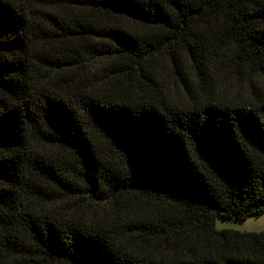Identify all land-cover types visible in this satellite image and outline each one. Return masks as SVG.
Instances as JSON below:
<instances>
[{
  "label": "trees",
  "instance_id": "16d2710c",
  "mask_svg": "<svg viewBox=\"0 0 264 264\" xmlns=\"http://www.w3.org/2000/svg\"><path fill=\"white\" fill-rule=\"evenodd\" d=\"M264 0H0V264H264Z\"/></svg>",
  "mask_w": 264,
  "mask_h": 264
},
{
  "label": "rangeland",
  "instance_id": "374dc122",
  "mask_svg": "<svg viewBox=\"0 0 264 264\" xmlns=\"http://www.w3.org/2000/svg\"><path fill=\"white\" fill-rule=\"evenodd\" d=\"M218 228H234L243 231H261L264 230V214L251 216L244 220L218 218L216 220Z\"/></svg>",
  "mask_w": 264,
  "mask_h": 264
}]
</instances>
